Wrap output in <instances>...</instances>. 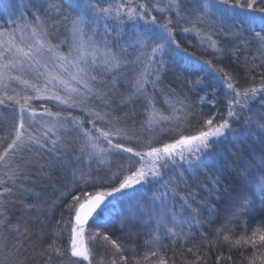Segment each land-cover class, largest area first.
<instances>
[{"label": "snow or ice", "instance_id": "1", "mask_svg": "<svg viewBox=\"0 0 264 264\" xmlns=\"http://www.w3.org/2000/svg\"><path fill=\"white\" fill-rule=\"evenodd\" d=\"M0 12V264H264V0Z\"/></svg>", "mask_w": 264, "mask_h": 264}, {"label": "trees", "instance_id": "2", "mask_svg": "<svg viewBox=\"0 0 264 264\" xmlns=\"http://www.w3.org/2000/svg\"><path fill=\"white\" fill-rule=\"evenodd\" d=\"M166 2V0H165ZM5 5L7 6L10 3V0H4ZM160 6H163L161 4ZM159 15V14H157ZM6 16L5 12H0V17ZM178 39H181L178 37ZM192 43H195V40L191 41ZM190 51L192 49H189ZM167 83V80L165 81ZM194 100H197L198 97H194ZM209 99H211L209 97ZM205 111H208L207 107L204 109ZM47 195H51V190H49V193ZM60 209L56 211L55 219H60ZM251 231V229L249 230ZM237 234H239V230H237ZM222 255L224 259L220 261V264H248V258L250 256L249 251H245L244 249H237V248H230L227 245H224L219 250L216 248H213L212 252H208L207 248L201 249L200 251H197L196 248H193L192 254H187L184 257H181L177 260V264H181V260L183 261H192L193 264H215L216 257ZM197 256H200V260H197ZM168 257L171 260L172 252L169 251ZM230 257V259H228ZM99 257L97 256L96 259ZM84 264H87L85 261ZM95 264V261H94Z\"/></svg>", "mask_w": 264, "mask_h": 264}, {"label": "rangeland", "instance_id": "3", "mask_svg": "<svg viewBox=\"0 0 264 264\" xmlns=\"http://www.w3.org/2000/svg\"><path fill=\"white\" fill-rule=\"evenodd\" d=\"M170 260V259H169ZM171 261V260H170Z\"/></svg>", "mask_w": 264, "mask_h": 264}]
</instances>
